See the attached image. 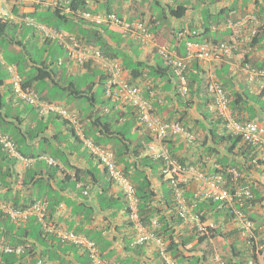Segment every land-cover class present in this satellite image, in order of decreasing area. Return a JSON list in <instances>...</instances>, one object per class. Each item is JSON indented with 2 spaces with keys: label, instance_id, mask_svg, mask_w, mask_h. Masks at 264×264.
Wrapping results in <instances>:
<instances>
[{
  "label": "trees",
  "instance_id": "trees-1",
  "mask_svg": "<svg viewBox=\"0 0 264 264\" xmlns=\"http://www.w3.org/2000/svg\"><path fill=\"white\" fill-rule=\"evenodd\" d=\"M53 2L45 5L43 2L27 3L26 6L33 5L32 11L20 12V8L23 4L16 3L12 6L14 13L18 14L21 18L30 17L34 21L39 23H45L46 25L56 28L58 30H67L73 32L81 40L85 41L90 48H98L101 53L110 58L118 59L122 65L124 75H128L127 79L130 83L139 85L142 87L149 77L154 79L155 85H148L146 89L144 87L143 95L145 98L150 99L153 106L160 113L165 114V121H179L184 127L192 134L195 135V142L192 141L189 145L194 143L198 144V148L201 149L203 156L209 158H215L218 156V161L222 164L236 165L243 173V178L239 181L241 185L250 186L253 192V198L246 201L243 204L236 205L237 209L245 212L249 215V218L256 223V233L261 237V241H264V215H260L251 210L261 208L264 200V193L262 189L264 184L260 181L257 175H261L259 166L263 165L264 159L260 157V151L257 146L252 145L249 142L243 141L240 136L231 135L225 129V121L223 118H215L212 113L208 111V104L212 101V93L208 91L210 82V76L202 75V69L199 65L198 59L190 65L186 72L188 77L189 97H183L180 93H176L177 104L170 106V104L160 103L151 96V91H156V80L175 81V87L177 86V77L173 68L167 63L166 59L158 52L157 47L155 53H159L164 62H155L154 64L143 60L134 59L124 51L119 37L112 34L110 27L92 25L78 17V12L83 10L97 11V12H115L119 16H123L126 12L132 11L133 4L131 0H125L129 5L123 9L122 2L117 0H52ZM133 1V0H132ZM138 2V11H134L136 15H129V21L135 18L144 20L149 13V30L154 34L156 43L158 45H167L166 42H176L175 46L179 43L187 40H197L212 42L213 44H220L223 42L235 43V40L244 41V50L249 48H256L257 51L264 50V25L259 27L257 34L251 36L248 29L244 31L242 29L237 37L236 29H226L229 31L227 35H223L220 30L222 25L227 24L232 19V13L241 9L243 11L251 9L252 12L262 19L264 22V0H247L249 4L233 5L232 2H240L242 0H135ZM98 4V8L94 6ZM148 5V8H147ZM147 19V18H146ZM172 20L179 21V26H175ZM73 25L72 27H69ZM31 29L33 37H36L34 32L35 26L26 23L22 20L12 21L8 18L0 16V42H7L9 47L18 46L19 50L15 57L7 60V64H15L17 71L20 73L25 87L32 88L38 92L41 98L48 102H60L53 100L49 95L44 94L43 90H39L36 87L37 82L45 81L51 84L52 88H59L76 97H84L89 101L85 110L75 108L72 109L78 111L79 122L83 125L84 132L87 136L92 137L98 144L104 145L102 141L110 142L115 141L112 145V149L116 155V161L123 169L124 174L132 181L136 188V194L139 199V217L143 225L153 230L155 234L162 237L164 241L169 242V249L171 250L172 257H174L181 264L185 261V254L183 249L197 241V244L208 240L207 235H202L200 232H194L183 227L184 220L177 214L176 201L174 199L173 189L169 186L165 187V191L162 193V198L159 199V192L156 190L153 184L154 178L163 179L164 175L162 170L165 168L166 161L164 158H155L153 155L146 152V146L144 142H148L151 139L148 133L141 143H133L129 134L136 131H141L139 125L138 116L134 108L130 112V117L123 120L124 114L115 113V106L110 99L99 100L94 88L99 85H103V91L105 81L109 77L108 72H104L103 69H96L92 75L96 74L99 70L98 79L87 81L83 83L84 76H74L67 72L65 67L57 65L53 66V60L49 61L47 57L40 56L35 59L32 56V50L28 47L27 43L20 39L17 35L13 37L11 30L16 34L23 32L25 28ZM166 28V33H162L161 30ZM187 29L188 33L185 37H179V33ZM231 35V36H229ZM226 38V39H225ZM229 39V40H227ZM246 40H249L247 42ZM49 44V42H47ZM171 49V46L168 45ZM238 47L240 45L238 44ZM1 49V48H0ZM241 52H243V50ZM239 50V51H240ZM240 53L243 55L245 61H250L253 65L258 67H264L263 62L254 61V56L251 57V51ZM10 53V51H8ZM238 51L235 50V53ZM4 65L0 63V130L10 135L12 140L16 144V149L22 155L37 158L39 161L36 165H30L27 169L20 170L24 167L23 163L18 161L17 158L5 151L0 145V188L5 190L3 196H0V203L6 202L13 207H25L31 204L37 199L47 200L48 207L46 210L45 219L48 222H54L56 228H59L61 221L56 214L62 201H65L64 196L61 193L58 195L51 191L52 180L55 178L58 172L65 173L61 184L70 183L74 180L76 183L82 182L83 188L88 185L98 187L94 197L97 200L95 204L92 200L89 201L88 197L78 205L90 207L95 211L81 210L84 224H92L97 216V212H108L107 210H115L116 212L109 213L111 216H116V205L120 204L125 213L128 214L129 210L126 207L124 193H114L112 189L114 187L113 180L109 178L106 170H99L96 166L90 168H82L73 166L71 164L70 155L72 154L71 148H67L70 139L73 142L75 140L82 145L80 139L75 133V127L69 119L60 116L59 114H50L48 117L50 121H59L61 126H65L66 133L61 130H55L54 134L47 132L50 128L49 118L39 116L38 108L27 104L25 107L31 106V110H36L37 115L34 118H29L28 114L31 110L25 111L16 110L15 108L19 104H13L11 100H14L15 93L12 86L7 87L6 79L2 76V70ZM126 69L129 70V74H126ZM202 72V74H201ZM89 75V74H88ZM86 75V76H88ZM85 76V77H86ZM221 81V79H219ZM223 81V80H222ZM146 83V82H145ZM223 86L228 89L230 97V108L234 117L238 120L239 115L247 113L249 118L247 120H256L258 113L254 106L248 104L250 99L249 94L244 92L234 91L233 83L230 81H223ZM6 89L9 92V103L6 104L4 99V92ZM178 90V89H177ZM41 91V92H40ZM264 92V91H263ZM159 94V93H158ZM261 92L258 99L254 101L255 104L261 103ZM169 99V98H168ZM170 102V99H169ZM101 103L102 106H101ZM24 105V104H22ZM262 107V106H261ZM198 110L197 115H201L206 120H212L210 127L202 121V119L196 114L193 115L191 110ZM261 109H264V105ZM69 133L75 138H70ZM201 134V135H200ZM200 136L202 139H200ZM168 144L170 156L183 165H196L188 155L183 156L184 145L181 144L179 138H168L165 140ZM224 147V151H223ZM189 148L186 147L185 150ZM86 149V148H85ZM88 150V149H87ZM89 151V150H88ZM253 152V154H252ZM91 156L92 153L89 151ZM252 154V155H251ZM221 155V156H220ZM249 155H251L249 157ZM42 156H49L55 158L58 162L55 165H50L47 160ZM94 157V156H93ZM243 158V159H242ZM36 159V160H37ZM217 161L216 159H214ZM38 166V167H37ZM223 169L228 165H222ZM73 168V175H68L66 170ZM23 171V172H22ZM101 181V182H100ZM61 188H63L61 186ZM187 197L192 195L189 192L191 187L186 186ZM228 188L230 183L228 182ZM50 189V190H49ZM27 193H31L27 196ZM54 193V194H53ZM38 194V195H37ZM263 194V195H262ZM27 196V197H26ZM87 199V200H86ZM198 205V206H197ZM195 209L196 213L200 215L203 221L213 220L217 222L215 228L211 229V237L220 236L225 240H230L233 236H239V227L235 224V215L231 209H221L219 207L220 202L213 199H206L198 201ZM260 206V207H259ZM119 208V207H117ZM223 212H226L224 214ZM220 216V217H219ZM221 217H224V224L220 223ZM153 218H157L159 222L158 228H153L151 222ZM52 220V221H51ZM133 223L131 219L128 223ZM13 223V224H12ZM72 229V228H71ZM79 233L85 232L91 239L96 241L101 255H107L110 245L107 243L106 237L101 231H88L86 228L79 227ZM128 239V248L133 253H140V248L144 245L132 246L130 237ZM131 239V240H130ZM0 243L16 246L27 245L25 252L21 255H17L13 252H4L0 250V264H27L30 260L31 264H36L39 259H42L47 264H74L73 261L68 259L70 251L77 253L79 247L75 244H68L62 242L57 237L56 233L47 232L42 223L38 221L36 217H31L27 222H16L5 214L0 208ZM147 244V243H146ZM229 250L226 255H222L225 264H245L248 258V251L250 245L246 239H243L242 246H237L234 242L229 244ZM191 248V247H190ZM189 248V249H190ZM191 252L195 251V248L190 249ZM204 253L201 256H196L194 263H198L201 260H205L213 255L214 251L210 247L203 248ZM85 264H92V260L87 255L86 251ZM195 256V255H194ZM80 258V257H79ZM79 260V259H78ZM54 262V263H53ZM132 260L122 261L121 264H131ZM140 264V263H136Z\"/></svg>",
  "mask_w": 264,
  "mask_h": 264
},
{
  "label": "built area",
  "instance_id": "built-area-1",
  "mask_svg": "<svg viewBox=\"0 0 264 264\" xmlns=\"http://www.w3.org/2000/svg\"><path fill=\"white\" fill-rule=\"evenodd\" d=\"M40 1L42 0H0V16L12 21L22 20L27 24L30 23L34 25L35 29L39 30L45 39H51L61 44L66 49L68 60L72 63L82 64L89 58H95L100 61L103 68L109 73V77L105 84L106 95L121 104H128L134 107L139 122L151 131L153 142L150 147V153H152L155 158H164L166 161L165 168L162 172L170 181L180 214L185 218L188 217L189 207L181 184L186 181V175H193L202 182V185L199 186L194 193V202L200 199H213L225 205L228 209H231L237 220V226L241 231V236L245 238L251 246V256L246 264H264V241H261L260 235L258 236L256 233V223L249 218V215L236 208L237 204L245 203L253 198V192L250 186L246 185L240 187L235 184L243 176L242 172L236 167L228 168L231 186L229 189L225 186L227 182L224 175L216 174L205 176L200 170L192 166H185L172 158L165 140L171 137H184L188 141H191L195 138L194 135H192L179 121H165L159 118L152 101L145 98L143 95L144 88L128 81L119 60L104 56L98 48H90L73 33L52 28L45 23L34 21L28 16L21 18L18 14L14 13L11 8L12 5L19 3L23 4V7L20 8V12H27L29 11V7L26 6L27 3ZM52 2L56 4V2L52 0H44L43 3L48 5ZM77 15L89 24L120 28L123 29L125 33L130 32L138 34L141 39L147 43H155L154 34L149 30L148 26L149 18L146 20L134 19L129 21L128 17L119 16L115 12H97L90 10H81ZM262 25H264V22L254 12L240 14L237 19H233L229 23L230 28L233 29H248L251 36L257 34L259 27ZM187 33L188 30L184 29L179 33V37H185ZM246 41L249 42V40ZM235 44L240 45L238 40H236L235 43L223 42L218 45L207 41L198 42L187 40L185 56H181L177 51L170 49L167 45H158L157 48L158 52L174 70L177 77L178 92L183 97H189L190 93L186 72L192 60L198 59L200 61L219 62L232 58L235 50L238 48ZM248 50L253 53V48H249ZM253 51H257L256 48ZM0 63L5 64L1 51ZM62 63L63 60L59 59V64ZM6 68L13 78V90L16 98L24 103L37 107L41 116L54 113L69 119L76 127V135L84 147L92 153L98 160L100 166L107 171L115 185L124 193L127 201V208L129 210V218L133 221L138 233L132 242V246L144 244L152 240L163 245L161 240L155 236V233L149 231V229L141 223L138 213L139 199L136 194V188L117 163L116 155L112 148L98 144L93 138L88 137L83 127L79 124L76 113L70 111L66 105L45 101L38 92L34 91L32 88L25 87L23 79L14 65L6 64ZM242 70L249 81L258 83L260 93L262 92L264 97V67H258L252 63L246 62L243 64ZM208 91L212 93L213 96L212 101L208 104V109L215 113V115L224 119L227 132L231 135L240 136L244 141L259 146L264 151V122L237 120L230 111V98L219 81L212 80L209 83ZM151 96H155V90L151 91ZM0 145L5 151L22 162L24 167H28L34 163V158L24 156L17 151L15 142L7 133L0 132ZM42 158L47 160L50 165L57 164L56 159L53 157L42 156ZM262 204L264 205V200ZM2 208L4 213L14 220L25 221L31 216H36L40 221L44 222L47 202L38 201L26 209L14 208L9 205H3ZM46 226L49 230L53 229L51 226ZM151 226L153 228L158 226V220L156 218L152 219ZM210 226L213 227L214 224L210 223ZM200 228H202L201 225ZM56 233L63 242H72L87 250L92 264L108 263L107 260L101 257L98 246L92 239L74 231L59 229ZM26 246L27 245L11 246L0 243V250L21 255L25 252ZM214 260L219 264H224V261L218 255L214 257ZM37 264H43L42 260L40 259Z\"/></svg>",
  "mask_w": 264,
  "mask_h": 264
},
{
  "label": "crops",
  "instance_id": "crops-1",
  "mask_svg": "<svg viewBox=\"0 0 264 264\" xmlns=\"http://www.w3.org/2000/svg\"><path fill=\"white\" fill-rule=\"evenodd\" d=\"M117 2H122L123 9H125L124 8L125 6L129 5V3L126 2L125 0H117ZM132 2L135 3L136 1L131 0L130 4ZM94 6H95V8L96 7L98 8V4H94ZM134 11H135V9L132 10V12H129V13L126 12L123 16L130 18L129 15H131V14L136 15ZM147 17L149 18V13H148ZM172 23L175 26H178L180 24L179 21H175V20H172ZM226 29H230V26L228 25V23L225 24L224 26L220 27V30L223 32V35H227L229 33V31H226ZM246 30L247 29H244V31H246ZM35 31L36 32H34V34L36 36H38V38L42 42H44L42 40V38H43L42 33L39 30H35ZM60 31L69 32L65 29L60 30ZM165 31H166V28L161 30L162 33H166ZM237 32H238V34L236 33V35H237V37H239L240 30H237ZM21 33L22 32L19 31L18 36L21 35ZM69 33H73V32H69ZM125 34L128 37V41L124 42V45H122V47H123V49L126 50V53L128 55H130L131 57H135L134 59H143V60H146L152 64H154L156 62L155 61V55H156L155 51H156V46H157L156 44L157 43H156L155 36H154L155 43L153 44V42L147 43V42L143 41L141 39V37L136 33H130L129 32V33H125ZM229 36H231V35H229ZM130 40L132 41L134 46H136L137 44H139V47L142 46V50H141L142 55L141 56L139 54H137L136 51H133L132 47H130ZM227 40H229V39H227ZM233 40H237V39H233ZM239 43L242 47L244 46V41H239ZM49 44H51V43H49ZM166 44H167V46L170 45L171 49L177 51V53L180 54L181 56L186 55V53L182 52L179 44H178V46H175L176 45L175 41L174 42H170V41L168 42V40H167ZM60 47L65 51V49L62 46H60ZM10 48L15 52H17L19 50L18 48H14V46L10 47ZM243 50H244V48H243ZM245 52H248V50H246ZM252 52L253 53H251L250 55H251V57L254 56V58H253V59H255L254 61L263 62L264 50H261V51H253L252 50ZM239 57H240V55L237 54L232 58L225 59V60L219 61V62H217V61L199 62V65L201 66V69L203 72V74H202V72H201V74L202 75L207 74L208 76H211L212 78H216L218 80L221 79V82H223V81H229L230 82L231 81L233 83V86H234V91L244 92L246 94H249L250 99L248 100V104L254 106L256 112L258 113L256 120L264 122V109H261L264 105V97H261L262 101L260 104L254 103V101L257 100L258 96L260 95L259 85L257 82H251L246 78L245 74L243 73L242 67L239 64ZM116 60H118V59H116ZM194 61H195V59L192 60L191 64ZM63 67L66 68L68 73H70L74 76H81V77L82 76L85 77L89 73H90L89 75L93 74L97 68L101 69V70L103 69V71L105 70L102 66V63L95 58L90 59V61L88 63H86L85 65H80V64L74 63V62L73 63L68 62V63L64 64ZM104 72H107V71L105 70ZM126 74H129L128 69H126ZM127 77H128V75H127ZM150 80L154 81V79H151L149 77V79H147L145 81L146 83L144 82L141 84L142 87L143 88L145 87L147 89L149 87L148 85H150V84L155 85L154 82L150 83L151 82ZM155 82H156L157 87H156L154 99L156 101H159L162 104L163 103H166L168 105L170 104V106L177 104V102H175L176 101L175 95H176V93H178V90H177V86L175 87V81L172 80V82H170V81L167 82V80L159 79V80H156ZM227 91H228V89H227ZM104 92H105V89H104ZM228 93H230V92L228 91ZM168 98L170 99V102H169ZM11 102L13 104H19L20 103L21 106H22V104L26 105V103H23L22 101H20L16 98H14V100H11ZM64 103L68 104L67 102H64ZM114 106H115V113L118 112V113H120V115L124 114V117H121L123 120L128 119L130 117L131 109H130L129 105H127V104H118V105L114 104ZM157 110L158 109H156L157 116L161 119H164L165 114L160 113ZM197 111L198 110H196V109L191 110L193 115H195V114L197 115ZM197 116H199L202 119V121L204 122L203 116H201L199 114ZM248 116L249 115L247 113H243V114L239 115V118H241L242 121H248L247 120L249 118ZM28 117L34 118L33 116H31L30 113L28 114ZM48 122H50L49 123L50 128H48V130H47L48 133L54 134L55 130H58V131L63 130L66 133L67 129L65 128V126L59 125V124H61L59 121H55V120L50 121V118H49V121H47V123ZM212 122H214L213 119L212 120H206L205 119L204 123L207 125V127H210L212 125L211 124ZM69 136L73 140L75 139L72 136V134H70V133H69ZM178 138L180 141V146H181V144H183L185 148L189 147L186 150H185V148L181 149V152L184 151V154L182 153V155L183 156L188 155L189 158L194 163H197L196 165H199L198 168L200 167V171L202 173H204L205 175H207L208 173L214 172L217 168H223L222 165L230 166L227 163L222 164V162L218 161L219 155H216L215 158H213V156H212V158H209L207 156H203L201 149L198 148L199 143L196 145L194 143L189 145L190 143H188L184 137H178ZM200 139H202L201 136H200ZM71 143H72V141L70 139L69 144H67L66 146H67V148H69V147L71 148V146H72V148H71L72 154L70 155L71 156L70 160H71V164H73V166L75 165L77 167H82V168H84V167L85 168H90V167L92 168V167L96 166V168L98 167L99 170L100 169L103 170L99 166L97 160L95 158H93V156H91L90 154H88V155L85 154L86 150L82 147V145L80 146V143L78 141L75 142V140H74L73 145ZM150 144H151V142L149 144L144 142V145L146 147H147V145L149 146ZM108 145L112 146L114 144H113V142H110ZM258 149L260 151V157L262 159H264V151L261 148H258ZM224 150L225 149L223 147V151ZM252 154H253V152H252ZM251 155H249V157ZM214 159H216L217 161H215ZM38 161H39L38 159L35 160L33 165H36L38 163ZM239 167H241L240 164H239ZM259 167H261L260 173H259L261 175H257V176L260 178V181L262 183H264V168H263V165H261ZM73 171H74L73 168H68L66 170V173L70 176V175H73ZM64 176H65V173L58 172L57 175L55 176V178L52 180V188H50L52 192L56 193L57 195H58V193H61L65 198V201L61 202V204H60V206L56 212V214L60 218L59 220L61 221V223L58 226L59 227L58 229L75 230L78 232V230H76V229L81 227V228H86L88 231H91V230L94 231L95 230V231L103 232V235L106 237L107 243L110 245L109 247L111 249L109 252H107V255L105 253V256H103V258L108 261L107 264H121L122 261H129V260H132L131 264H136V263H140V264H163V262L160 259L159 248H158L157 244L153 241H151L147 244H144L139 250L140 253H133L132 251L127 249L128 248V239L127 238L130 237L131 239L134 240V238L136 237V234H137V229H136L134 223H132V222L128 223V220L130 218H128V214L125 213V211H124L125 205L123 206V208H124L123 210L120 209L121 208L120 204L116 205V210H117L116 216H111V214H109L112 212H116L115 210L114 211L113 210H111V211L107 210L108 212H105V211L97 212V216H96V218L92 224H84L82 222L83 221L82 214L79 213L82 209L77 208V206H79L78 204L81 203L85 199V196L88 197L89 201L92 200L95 204H97V200L95 199L94 194L98 190V187H96V186L93 187V186L88 185L87 187H85V189H87L85 191H87L88 193L84 194V197H83L80 193V192H82V189L84 190L83 183L82 182L76 183L74 180H71L70 183L66 182L65 184L60 185V182L63 180ZM185 182H186V186L191 187L189 192H192V195L194 194L196 189L202 185V182L200 180H198L193 175L192 176L186 175V181ZM153 184L155 185L156 190H158V192L160 194L159 199L162 198V196H163L162 193L165 191L164 190L165 187L166 186L168 187L167 182L165 181V179L154 178ZM61 186L63 188H61ZM260 189H262V191L264 193V188H260ZM85 191H84V193H85ZM112 192L119 193L118 189L115 187H113ZM4 193H5V190L0 188V196H3ZM30 194L31 193H29V194L27 193V196H30ZM2 201H4V200H1L0 202H2ZM48 204H47V207H48ZM117 207H119V208H117ZM219 207H221L223 209H227V207H225L224 205H219ZM0 208H1V203H0ZM250 211L256 212V213H259V211H260V214L264 215V208H258V209H254V210L250 209ZM223 213L226 214V212H223ZM190 214H191V216H193L192 212H190ZM223 218L224 217H221L220 223L224 224ZM210 221H214V219L210 220ZM67 222H70L71 224H67ZM53 223H51V224H53ZM182 228H187V229L192 230L194 232H196L199 229L196 221L193 220L192 217L188 221H186V223L184 224V226ZM53 231H55L54 228L51 229V232H53ZM85 232H81V233L86 235L88 238L91 239V237H89ZM239 235H240L239 239L236 236V238L232 241L237 246H242L243 237L241 236V233H239ZM229 244H230V240H225L220 236H216L214 238L209 236L208 240H206L205 242H202L200 244H197V241H195L194 243H192L191 245H189L188 247L183 249V253L185 254L184 256L186 257L183 264H216L214 262H211V258H210L211 256L205 260L204 259L201 260L198 263H194V262L196 260V256L203 255V253H204L203 248L204 247L212 248L214 253L216 252V253H220L221 255H226V253L229 250V246H230ZM189 248L192 250H193V248H195V251L191 252V250ZM83 251L84 250L82 248H80L77 253H75L73 251L68 252L69 253L68 259L70 261H73L74 264H85L86 254H83ZM27 264H31L30 260L27 261Z\"/></svg>",
  "mask_w": 264,
  "mask_h": 264
},
{
  "label": "rangeland",
  "instance_id": "rangeland-1",
  "mask_svg": "<svg viewBox=\"0 0 264 264\" xmlns=\"http://www.w3.org/2000/svg\"><path fill=\"white\" fill-rule=\"evenodd\" d=\"M245 1H247V0H245ZM245 1L244 0H242L240 2L233 1L232 4L233 5H235V4L236 5H238V4H244V5L249 4L248 2H245ZM32 4L29 6V10L30 11L33 10V5ZM132 4H133L132 10L135 9L136 11H138V2L137 1L135 3L132 2ZM147 8H148V5H147ZM170 24H172V22ZM72 26L73 25H70L69 27H72ZM110 29H111L110 31L112 32V34H114L117 37H119L120 43L122 45H124V42H127L128 41V37L126 36V34H125V32H124L123 29H120V28H110ZM163 29H164V27H163ZM10 32H11V35L13 37H16L18 35L15 32H13L12 30ZM19 37L21 39H23L27 43V45L30 48V50H32V56L35 59H38L40 56H42L43 58L44 57H47L49 61L53 60V64H54L53 66H56L57 67V61L56 60L59 59L60 57L63 58V59L66 57L65 51L58 45V43L52 42L51 44H48V43L42 42L38 38V36L33 37V33L31 31V29H29L27 27L23 30V32L21 33V35H19ZM199 40L202 42V39L201 38H199ZM193 41H197V40H194L193 39ZM7 44H8L7 42H2L1 41L0 42V48L2 50L4 59L6 61L7 60L9 61V59L11 58V56L12 57H15L16 56V53ZM179 46H180L182 52L183 53H186V42L183 41V42L179 43ZM130 47H132L133 48V51H136L137 54H139L140 56L142 55V52H141L142 46L139 47V44H137L136 46H134L133 43H132V41L130 40ZM14 48H18L19 49V47L18 46H15V45H14ZM123 50L126 51L125 49H123ZM8 51H11V52L9 53ZM155 61L156 62H160V63H163L164 62L163 57L159 53H156V55H155ZM98 73H99V70L96 71V74L95 75H92L91 74V75H88V76L84 77L83 78L84 79L83 80V83L86 84L87 81L97 80L98 79V76H99ZM2 76H4L5 79H6V85H7V87L13 86V78H12L10 72L8 71V69L6 68V66H4V69L2 70ZM36 86H37L36 88L39 89V90H43L44 89L43 90V93L49 95L53 100L61 101V102H63V101L64 102H67L68 103L67 106L69 108H71V106L73 105L75 108H79V109L85 110L86 107L88 106L89 101H87V99H85L84 97H76V96L71 95V94H66V92H64L62 90H59V88H52L51 87V84L50 83H47L45 81L37 82L36 83ZM94 91L96 92L99 100L102 101V100H106L107 99L106 98V95H105V92L103 91V85L96 86L94 88ZM4 96H5V99H4L5 103L6 104H10L9 103V97H8L9 96V92H8L7 89L4 92ZM102 104L103 103H101V106H102ZM16 106H17L15 108L16 110H22L24 108H25V111L31 110V106H28L27 105L25 107V104L22 105L21 107H19L18 105H16ZM30 114H31V116L36 117L37 112H36V110H31ZM149 132H150V130L144 126V127H141V131L134 130V132H132V133L129 134V137L132 139L133 143H141L142 144L143 138ZM102 143L104 145H108V143L105 142V141H102ZM113 144H115V141H113ZM85 150H86L85 154L88 155L89 154V151L87 149H85ZM80 193L84 197V194L85 193H84V190L83 189H82V192H80ZM77 208H81L82 210L85 209L87 212L88 211H95V209L92 210L90 207H86V206H80L79 205V206H77ZM67 224H71V223L70 222H67ZM70 244H72V243H69V245Z\"/></svg>",
  "mask_w": 264,
  "mask_h": 264
},
{
  "label": "clouds",
  "instance_id": "clouds-1",
  "mask_svg": "<svg viewBox=\"0 0 264 264\" xmlns=\"http://www.w3.org/2000/svg\"><path fill=\"white\" fill-rule=\"evenodd\" d=\"M13 6V5H12ZM28 6V5H27ZM29 7V6H28ZM12 8V7H11ZM30 11V10H29ZM246 12H252L250 9L249 10H246V11H243V10H241V9H237V10H235L231 15H232V19H230V21L231 20H233V19H237L238 17H239V15L240 14H243V13H246ZM148 18V17H147ZM135 19H140V18H135ZM145 20H146V18H145ZM228 23V22H227ZM230 23V22H229ZM229 23H228V25H229ZM222 26H224V25H222ZM231 29H233V28H231ZM237 30H242V29H238V28H236V31ZM76 35V34H75ZM42 40L44 41V42H49V43H52V42H56V41H53V40H51V39H45L44 37L42 38ZM84 41V40H83ZM85 42V41H84ZM235 42H236V40H235ZM56 43H58V42H56ZM86 43V42H85ZM230 43H233V42H230ZM59 44V43H58ZM87 44V43H86ZM60 46H62L61 44H59ZM157 46L156 47H158V44H156ZM237 47H238V44H235ZM88 46V45H87ZM63 47V46H62ZM64 48V47H63ZM65 49V48H64ZM240 49H242V46L240 45V47H238L237 48V50L236 51H238L237 53H234V56L235 55H237V54H239L240 55V57H239V64L241 65V67L243 66V64L244 63H246V62H249V63H251L250 61H245L244 60V57H243V55H245L244 54V50H243V52H241V50ZM157 50H158V48H157ZM240 50V51H239ZM0 51H1V53H2V50L0 49ZM65 53H66V49H65ZM240 53H243V55L242 54H240ZM2 55H3V53H2ZM66 55V57L63 59V58H59V59H62L63 60V63L62 64H59V59H57L56 61H57V65L58 66H60V67H63L64 66V64H66V63H68V62H71V61H69L68 60V58H67V53L65 54ZM233 56V57H234ZM4 58V57H3ZM90 59H93V58H89L86 62H84V63H82V64H80V65H85L86 63H88L89 61H90ZM229 59V58H228ZM200 61V60H199ZM4 62H5V64H2V65H4V66H6V64H7V62H6V60L4 59ZM202 62V61H201ZM254 64V63H253ZM11 65H14L15 66V64H11ZM15 68H16V66H15ZM16 70H17V68H16ZM18 72V71H17ZM19 73V72H18ZM19 75H20V73H19ZM21 76V75H20ZM210 82L212 81V80H216V81H219L218 79H216V78H212L211 76H210ZM106 81H107V79H106ZM106 81H105V84H106ZM209 82V83H210ZM221 84H222V86H223V83L221 82V81H219ZM105 87V86H104ZM224 87V86H223ZM12 88H13V86H12ZM225 88V87H224ZM225 90H226V92H227V94H228V96H229V93H228V91H227V89L225 88ZM105 95H106V91H105ZM16 97V96H15ZM106 97H107V99H110L114 104H121V103H119V102H117V101H115V100H113L112 98H110V97H108L107 95H106ZM230 98V97H229ZM17 99V98H16ZM24 103V102H23ZM56 103H60V102H56ZM60 104H64V105H66L67 106V104L66 103H64V102H61ZM128 105V104H127ZM229 105H230V103H229ZM130 106V109L132 110V108H134V107H132L131 105H129ZM68 107V106H67ZM68 109L70 110V111H72V112H74V113H76V115H77V118H78V111L77 110H75V109H71V108H69L68 107ZM208 111L210 112V113H212L213 115H214V117L215 118H218V117H220V116H217V115H215V113H213V112H211L209 109H208ZM230 111L232 112V110H231V108H230ZM232 114H233V112H232ZM50 115V114H49ZM49 115H47V116H41V117H45V119L46 118H48V116ZM53 115H56V114H54L53 113ZM61 116V115H60ZM234 116V115H233ZM63 117V116H62ZM222 118V117H221ZM236 118V117H235ZM237 119V118H236ZM224 120V119H223ZM238 120V119H237ZM139 121V120H138ZM239 121H241V120H239ZM248 121H253V120H248ZM255 121H258V120H255ZM78 122H79V118H78ZM261 122V121H260ZM72 123V122H71ZM79 124L83 127V125L79 122ZM74 125V124H73ZM139 125L141 126V127H144V125H142L140 122H139ZM75 127V126H74ZM147 128V127H146ZM75 129H76V127H75ZM225 129H226V126H225ZM0 132H2V131H0ZM5 133V132H4ZM75 133H76V130H75ZM149 134H150V136L152 137L151 138V140H149L148 142H145V143H147V144H149L150 142H151V144L148 146L147 145V147H146V152L148 153V154H151V155H153L152 153H150V147H151V145H152V142H153V136H152V133H151V131L149 132ZM10 136V135H9ZM89 137V136H88ZM194 137H195V135H194ZM92 138V137H91ZM196 138V137H195ZM195 138L193 139V140H191V141H188L187 139H185L188 143H191L192 141H194L195 140ZM244 141V140H243ZM81 142V141H80ZM195 142V141H194ZM246 142V141H245ZM250 143V142H249ZM253 145V144H252ZM103 146H108V147H110V148H112V146L111 145H103ZM254 146H256V145H254ZM258 148H260L259 146H257ZM87 149V148H86ZM155 149V148H154ZM113 150V149H112ZM33 158V157H32ZM93 158H95V157H93ZM96 159V158H95ZM35 158H34V162H35ZM97 160V159H96ZM57 161V160H56ZM58 162V161H57ZM97 162H98V160H97ZM34 164V163H33ZM98 164H99V162H98ZM99 166H100V164H99ZM185 166H187V165H185ZM189 166H192V167H194V168H196L197 170H200V167L198 168V166H193V165H189ZM29 167V166H28ZM28 167H22L20 170H25V169H27ZM101 167V166H100ZM229 167H236L237 169H239V170H241L240 169V167H237V166H235V165H230V166H228V167H225L224 169L223 168H217L214 172H212V173H208L207 175H205V176H211V175H216V174H222V175H224V178H225V180H226V185L225 186H227L228 187V182L230 183V174L228 173V168ZM102 168V167H101ZM103 169V168H102ZM104 171H105V169H103ZM22 171V172H23ZM107 172V171H106ZM124 172V171H123ZM241 172V171H240ZM108 174V173H107ZM162 174H163V172H162ZM243 174V173H242ZM164 175V174H163ZM110 178V177H109ZM128 178V177H127ZM241 178H243V176L241 177ZM241 178L239 179V181L241 180ZM129 179V178H128ZM163 179H165V181L167 182V184H168V186L170 187V188H172V186H171V184H170V181L167 179V177H165V175H164V177H163ZM130 180V179H129ZM131 181V180H130ZM234 182L235 184H236V186H240V187H242V186H246V185H241L240 184V182ZM132 182V181H131ZM113 184H114V187L115 188H117L118 189V191H119V193H123L122 191H121V189L118 187V186H116L115 185V183L113 182ZM181 186H182V189L184 190V196H185V198H186V200H187V203H188V217L187 218H185V217H183L181 214H180V211H179V208H178V205H177V203H176V208H177V214L184 220V224L186 223V221H188L191 217H192V219L193 220H195L196 221V223H197V225H198V227H199V229L196 231V232H200L202 235H207L208 237L209 236H211L210 234H211V229H213V228H215V226H216V224H217V222H215V221H203L202 219H201V217H200V215H198L197 213H196V207H194V206H196L197 205V203H198V201L200 202V201H203V200H206V199H203V200H198V201H196V202H194V194L193 195H191V196H189V198L187 197V194H186V190H187V188H186V182L184 181L182 184H181ZM231 187V186H230ZM233 188V187H232ZM173 189V188H172ZM230 189V188H229ZM85 190H87V189H85ZM174 192V191H173ZM88 192L87 191H85V194H87ZM195 193V192H194ZM174 199H175V197H174ZM38 201H46L47 202V200H42V199H37V200H35L34 202H32L31 204H28L27 206H25V207H14V208H19V209H26V208H29L32 204H34L35 202H38ZM125 201H126V198H125ZM176 201V200H175ZM127 202V201H126ZM47 204H48V202H47ZM239 204H243V203H239ZM3 205H9V206H12L11 204H8V203H6V202H3V203H1V209H2V211H3ZM220 205H223V204H221L220 203ZM238 205V204H237ZM198 206V205H197ZM225 206V205H224ZM13 207V206H12ZM126 207H127V205H126ZM221 208V207H220ZM237 208V207H236ZM261 208H264V206H261ZM221 209H223V208H221ZM224 210V209H223ZM240 211V210H239ZM4 212V211H3ZM190 212H192V214H193V216H191V214H190ZM6 214V213H5ZM258 214H260V211H259V213ZM260 215H262V214H260ZM31 217H36V216H31ZM31 217H29V218H31ZM46 217V216H45ZM37 218V217H36ZM12 219V218H11ZM38 219V218H37ZM154 219V218H153ZM157 219V218H156ZM13 221H16V222H27V220H29V219H27V220H25V221H21V220H14V219H12ZM158 220V219H157ZM38 221L40 222V223H42V225H43V227L45 228V230L47 231V232H51V230H49L48 229V227L46 226V225H48V226H51V227H53L54 229H55V231H53L54 233H56V231L57 230H59L58 228H56V226L54 225V224H51L52 222H48L46 219H45V221L44 222H42V221H40L39 219H38ZM210 223H213L214 224V226L213 227H211L210 226ZM184 224H183V226H184ZM235 224H236V226H237V220H236V218H235ZM200 225L202 226V228H200ZM145 226V225H144ZM146 227V226H145ZM159 227V222H158V226L156 227V228H158ZM238 227V226H237ZM148 228V227H147ZM149 229V228H148ZM62 230H65V229H62ZM67 231H74V232H76V233H78V234H82V233H79V232H77V231H75V230H67ZM149 231H151V232H154L153 230H150L149 229ZM53 232H51V233H53ZM155 233V232H154ZM239 233H241V231H239ZM138 234V233H137ZM137 234H136V236H137ZM56 235H57V233H56ZM82 235H84V234H82ZM84 236H86V235H84ZM155 236H157L156 234H155ZM57 237H58V235H57ZM87 237V236H86ZM136 238V237H135ZM134 238V239H135ZM157 238H159L160 240H161V242H162V244L163 245H161L159 242H157V241H155V240H152L153 242H155L156 244H157V246H158V248H159V255H160V259H161V261L163 262V264H174V263H177V264H181L180 262H178V260H176L174 257H172V254H171V250L169 249V242L168 241H164V239L162 238V237H159V236H157ZM212 238H214V237H212ZM236 237L235 236H233L231 239H230V243L231 242H233L232 240H234ZM237 238L239 239L240 238V235L239 236H237ZM243 239H245V238H243ZM94 241V240H93ZM63 242V241H62ZM96 242V241H95ZM133 242V241H132ZM149 242H151V241H147L146 243H149ZM64 243H72V242H64ZM146 243H144V244H146ZM72 244H75V243H72ZM97 244V243H96ZM75 245H77V244H75ZM139 245H143V244H139ZM79 248H81V246H79V245H77ZM98 246V245H97ZM134 246H136V245H134ZM164 246V247H163ZM83 249V248H82ZM98 249H99V247H98ZM84 250V252L86 251V253H87V255L90 257V255H89V253H88V251L87 250H85V249H83ZM99 251H100V249H99ZM248 258H247V261H246V263L249 261V259H250V250L248 251ZM100 255H101V252H100ZM216 255H218L222 260H223V258H222V255L220 254V253H214L210 258H211V262H214V263H216V264H219L218 262H216L215 260H214V257L216 256ZM165 256V257H164ZM101 257L103 258V256L101 255ZM91 259V258H90ZM40 260V259H39ZM38 260V261H39ZM42 260V259H41ZM224 261V260H223ZM42 262H43V264H47V263H45L43 260H42ZM108 262V261H107ZM38 263V262H37ZM36 263V264H37ZM245 263V264H246ZM224 264H225V262H224Z\"/></svg>",
  "mask_w": 264,
  "mask_h": 264
}]
</instances>
